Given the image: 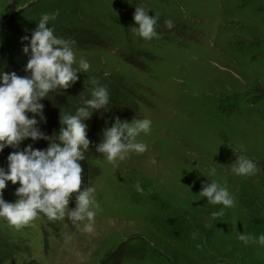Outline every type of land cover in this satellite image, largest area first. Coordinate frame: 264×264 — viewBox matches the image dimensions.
I'll list each match as a JSON object with an SVG mask.
<instances>
[{
  "label": "rangeland",
  "instance_id": "1",
  "mask_svg": "<svg viewBox=\"0 0 264 264\" xmlns=\"http://www.w3.org/2000/svg\"><path fill=\"white\" fill-rule=\"evenodd\" d=\"M137 6L157 17L151 39L132 31ZM45 13L56 14L45 26L90 67L37 101L40 130L58 133L60 115L86 106L96 86L108 90L106 107L82 120L90 143L81 190L94 188L98 207L91 233L68 216L74 196L61 219L39 214L15 229L0 218V264H264L255 242L264 234V0H0V70L27 74L22 49ZM116 118H147L150 131L136 137L144 152L108 163L96 147ZM28 143L47 147L28 138L21 149ZM10 151H0V167ZM241 155L253 174L231 172ZM210 181L233 198L215 218L223 206L199 195ZM16 186L7 183L6 202ZM241 232L253 240L244 244Z\"/></svg>",
  "mask_w": 264,
  "mask_h": 264
},
{
  "label": "clouds",
  "instance_id": "2",
  "mask_svg": "<svg viewBox=\"0 0 264 264\" xmlns=\"http://www.w3.org/2000/svg\"><path fill=\"white\" fill-rule=\"evenodd\" d=\"M55 15L45 13L40 17L29 43L22 49L25 53L29 49L31 52L24 66L27 74L19 76L15 71L0 70V151L6 147L13 149L6 157V168L0 167V218L15 229L28 225L39 214L50 221L61 219L65 217L69 198L74 196L77 207L68 216L74 224L84 222L80 230L91 233L98 205L93 196L94 188L81 190L80 161L90 143L86 138L87 125L82 120L89 117L91 110L106 107L109 94L105 87L93 88L86 106L77 108L75 114L60 115L56 134L47 135L37 126V117L44 120L43 105L37 101L50 90L67 89L77 80L78 71L87 72L90 67L87 60H76L68 40L57 37L51 27L45 26ZM133 20L138 27L132 31L139 37L148 40L156 35L157 17H150L145 8L137 6ZM164 24L167 28L173 27L171 20H165ZM27 39L28 36L21 38L22 41ZM92 82L96 84L94 78ZM150 125L151 120L147 118L133 119L131 123L116 118L110 127L103 129V139L96 151L103 154L108 163L124 160L130 152L142 153L146 145L136 142V137L141 132L147 134ZM28 138L33 142L47 141V147L37 149L28 143L21 149L20 145ZM212 171L214 169L209 174ZM254 171L253 161L242 155L236 157L231 167V172L239 176L251 175ZM8 182L18 185L14 189V202L3 198ZM135 187L136 191H142L139 184ZM199 195L206 198L208 204L223 206L210 213L212 218L222 215L224 209L233 204L227 188L215 181L204 185ZM236 238L244 244L253 240L242 232ZM255 242L264 245V234L256 237Z\"/></svg>",
  "mask_w": 264,
  "mask_h": 264
}]
</instances>
